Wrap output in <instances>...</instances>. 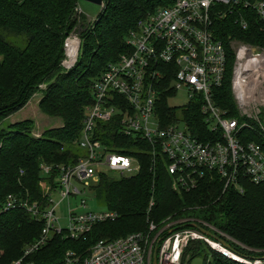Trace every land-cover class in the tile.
I'll return each mask as SVG.
<instances>
[{"label":"trees","instance_id":"1","mask_svg":"<svg viewBox=\"0 0 264 264\" xmlns=\"http://www.w3.org/2000/svg\"><path fill=\"white\" fill-rule=\"evenodd\" d=\"M178 1L105 0V9L86 23L79 0H0V264L20 260L21 264H84L100 241L148 233L151 225L158 232L180 222L199 225L214 237L207 236L212 241L228 244L232 250L228 251L240 260L196 240L185 249L183 264L198 258L204 264H264V184L244 179L241 193L225 188L218 176L208 175L196 189H175L160 155L148 144L121 135L115 122L101 126V139L112 151L137 157L141 171L133 177L102 174L91 188L98 209L116 214L114 221L94 225L80 240L55 235L25 257L26 250L41 238L44 223L22 208L3 211L9 197L38 204L40 212L48 208V188H58L59 168L75 165L85 155L79 142L88 107L93 105L94 84L110 65L131 53L128 38L140 20ZM76 30L81 51L73 69L65 72V42ZM211 32L229 58L216 102L233 117V50L241 45L264 50V22L251 11L223 7L212 15ZM39 93L40 111L61 120L60 128L35 137L32 122L5 125ZM170 101L162 93V117H182L192 133L205 141L209 131L198 107L181 111ZM246 133L248 140L264 148L259 127ZM44 166L52 169L49 175L43 174Z\"/></svg>","mask_w":264,"mask_h":264},{"label":"built area","instance_id":"2","mask_svg":"<svg viewBox=\"0 0 264 264\" xmlns=\"http://www.w3.org/2000/svg\"><path fill=\"white\" fill-rule=\"evenodd\" d=\"M223 7L251 11L264 22V0H179L137 23L128 38L131 53L110 65L92 88L93 105L88 107L79 142L85 155L77 164L59 168L55 180L58 188H48V208L40 212L38 204L30 205L14 197H9L3 207L4 212L25 209L44 223L41 238L26 250L25 257L55 235L80 240L94 225L117 218L106 210H89L83 200L92 195L91 188L102 174L133 177L141 171L137 157L114 152L101 139V126L111 122L119 125L121 135L148 144L160 155L175 189H196L208 175L218 176L225 188L233 187L241 193L244 179L254 185L264 184V148L248 140L246 133L259 127L264 140V123L259 119L264 112V50L249 45L233 50L230 86L236 116L232 117L229 110L221 109L216 102L217 91L226 79L229 58L211 26L212 15ZM80 51L81 41L72 35L68 37L64 65L75 64ZM162 93L170 96L174 108L178 107L172 104L173 100L179 95L188 100L182 110L198 107L209 131L205 141L192 133L190 123L182 117H162ZM42 171L49 175L52 169L44 166ZM56 192L62 197L61 202L80 203L81 213L69 207L66 227L57 215L60 204L54 200ZM171 228L167 227L169 233L161 238L159 234L153 239L156 227L151 225L148 233L100 241L84 264H149L148 244L157 239V264H182L185 249L196 240L240 261L194 224L184 226L180 222Z\"/></svg>","mask_w":264,"mask_h":264},{"label":"rangeland","instance_id":"3","mask_svg":"<svg viewBox=\"0 0 264 264\" xmlns=\"http://www.w3.org/2000/svg\"><path fill=\"white\" fill-rule=\"evenodd\" d=\"M79 9H80L81 13L84 15V17L88 20V21H86V23H89L90 21L95 20L99 16V14L101 13V8L99 6H96L94 4H91V3H88L85 1H79ZM72 36L78 40H81V37H80L78 30L74 31L72 33ZM75 64H73L71 67H67L64 64H62V68L64 69L65 72H69L71 69H73ZM43 89L46 90V87L44 86ZM41 98H42V95L40 93L35 95L33 100H31V102L23 110H21L20 112L14 114L10 118H8V120L5 122V125L6 126H8V125L9 126L10 125L19 126V124H21L23 122H27V121L32 122L35 126L32 134L35 137H42L45 132H48L51 130H56V129L60 128L62 125L61 120L52 119V118H49L48 116L46 117L40 111L39 103H40ZM187 103H188V100L185 97H183L182 95H179L173 100L172 104L176 105L182 111V109L184 108V106L187 105ZM262 113H261L262 114L261 117L259 116V119L264 123V112H262ZM181 126L183 127L184 125L182 124ZM61 199H62V197L60 195H58V193L56 192V195L54 196V200H55L56 204H60V206L57 210V215L61 218L62 226L66 227V225L68 223L67 218H68V213H69V207L72 210H76L77 213H81L82 210L80 208V203L78 201L74 200L69 205V203L67 201L61 202ZM83 200L86 201L89 210H91V211L99 210L98 206L96 204V201L94 199V195H87V196L83 197ZM166 228L156 232V234L155 233L152 234L153 239H155L157 237V235H159V234H160V238L165 237L169 233V231H166ZM158 240L159 239H157L155 241H151L148 244V250H149L148 262H149V264H154L155 255L159 254L160 243L158 244ZM188 259L190 260V257H187V261H188ZM181 263L183 264V259L181 260ZM191 264H204V261L202 258H198V259H195L194 261H192Z\"/></svg>","mask_w":264,"mask_h":264},{"label":"water","instance_id":"4","mask_svg":"<svg viewBox=\"0 0 264 264\" xmlns=\"http://www.w3.org/2000/svg\"><path fill=\"white\" fill-rule=\"evenodd\" d=\"M79 1H85V2H88V3H91V4H94L96 6H99L101 8V10H104L105 9V0H79ZM194 227L201 231L202 234L208 236V237H211V238H214L209 232L203 230L199 225H195L194 224ZM225 249L229 250V251H232L230 246L228 244H226L224 241H221V240H218L216 239ZM154 264H157V256L155 255V258H154Z\"/></svg>","mask_w":264,"mask_h":264}]
</instances>
